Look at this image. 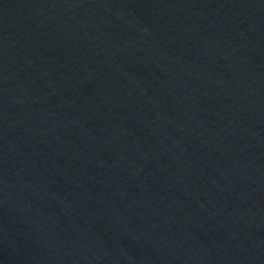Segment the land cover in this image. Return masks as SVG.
Listing matches in <instances>:
<instances>
[{
  "label": "water",
  "instance_id": "water-1",
  "mask_svg": "<svg viewBox=\"0 0 264 264\" xmlns=\"http://www.w3.org/2000/svg\"><path fill=\"white\" fill-rule=\"evenodd\" d=\"M0 264H264V0H0Z\"/></svg>",
  "mask_w": 264,
  "mask_h": 264
}]
</instances>
